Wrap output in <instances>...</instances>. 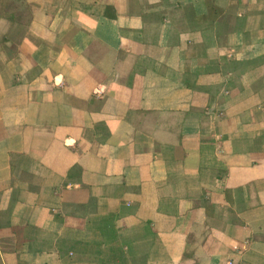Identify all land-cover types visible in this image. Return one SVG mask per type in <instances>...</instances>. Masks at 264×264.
<instances>
[{
    "label": "crops",
    "instance_id": "1",
    "mask_svg": "<svg viewBox=\"0 0 264 264\" xmlns=\"http://www.w3.org/2000/svg\"><path fill=\"white\" fill-rule=\"evenodd\" d=\"M0 264H264V0H0Z\"/></svg>",
    "mask_w": 264,
    "mask_h": 264
}]
</instances>
